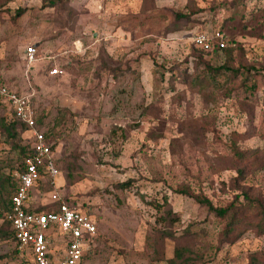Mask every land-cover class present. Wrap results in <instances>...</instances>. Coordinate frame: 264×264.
Here are the masks:
<instances>
[{
    "label": "rangeland",
    "instance_id": "374dc122",
    "mask_svg": "<svg viewBox=\"0 0 264 264\" xmlns=\"http://www.w3.org/2000/svg\"><path fill=\"white\" fill-rule=\"evenodd\" d=\"M0 79L56 158L32 207L56 191L94 220L86 264H264V0H0ZM17 129L0 127V264H21Z\"/></svg>",
    "mask_w": 264,
    "mask_h": 264
},
{
    "label": "built area",
    "instance_id": "2783aa9c",
    "mask_svg": "<svg viewBox=\"0 0 264 264\" xmlns=\"http://www.w3.org/2000/svg\"><path fill=\"white\" fill-rule=\"evenodd\" d=\"M214 36L224 46L223 33L218 29ZM207 39L203 32L194 37L195 44L202 46ZM27 61L36 55L35 45L25 49ZM60 70L53 67L50 75ZM0 103L7 105L10 116L26 125L31 139V154L22 161V169L15 174L14 188L9 196L5 219L10 224L18 259L21 264H86L85 258L92 253V240L96 226L92 216L73 206L53 191L50 194L51 210H38L31 205V189L44 177L58 175L52 144L38 124V117L27 94L10 88L0 79ZM48 204V203H47ZM58 235L61 239L57 240ZM56 241V246L54 242Z\"/></svg>",
    "mask_w": 264,
    "mask_h": 264
},
{
    "label": "trees",
    "instance_id": "16d2710c",
    "mask_svg": "<svg viewBox=\"0 0 264 264\" xmlns=\"http://www.w3.org/2000/svg\"><path fill=\"white\" fill-rule=\"evenodd\" d=\"M42 1L45 2V3L47 1L48 4H53L54 1H56V0H42ZM23 11H25L24 8H17L15 12H16L17 15H20ZM0 107H5L8 110V107L5 104L0 103ZM5 121H7V122H5ZM17 125H21V127H24V129L26 130V125L23 122H21L20 120L14 118L13 116H10L8 118V120L3 118V117H1L0 127H2V129L8 134V136H11L12 138H17V140H19V137H18L19 136V131L17 129ZM45 134H46L47 140H49V135L47 133H45ZM19 151H20L21 161H20V165H19L18 169H22V161H23V159L25 157L29 156L31 154V152H32V150H31V139L29 141H25L24 145H19ZM8 179L10 180L9 177H8ZM11 180L12 181H11V185H10V191H9V194H8L9 196L12 194L13 188H14V185H15L13 179H11ZM179 192H186V191L183 190V189H180ZM9 196H8V199H7V202H6L7 206H6L5 212L8 209ZM195 199L198 202H202V203L208 205L209 208H211L212 210H215L218 214H225V212H226L225 209L212 208V205L210 204V202L206 198H198L196 196ZM6 223L10 226L8 221H6ZM172 262H174V261L172 260ZM247 264H256V260L252 259Z\"/></svg>",
    "mask_w": 264,
    "mask_h": 264
},
{
    "label": "crops",
    "instance_id": "0c3cea01",
    "mask_svg": "<svg viewBox=\"0 0 264 264\" xmlns=\"http://www.w3.org/2000/svg\"><path fill=\"white\" fill-rule=\"evenodd\" d=\"M4 83H5V82H4ZM33 188H34V187H33ZM33 188H32V189H33ZM32 189H31V191H32ZM30 194H31V192H30ZM47 203H48V204H47ZM47 203H45V204L49 205V201H48ZM31 205H32V203H31ZM33 208L39 209L38 207H33ZM5 220H6V219H5ZM6 221H7V220H6ZM10 230H11V229H10ZM1 233L4 234V231H1ZM10 233H11V236H12V231H11ZM56 239H57V240H60V239H61V235H58V237H57ZM12 240H13L14 251H15L16 256H17V259H18V253H17V250H16V248H15V242H14L13 236H12ZM53 245L56 246V241L54 242Z\"/></svg>",
    "mask_w": 264,
    "mask_h": 264
}]
</instances>
